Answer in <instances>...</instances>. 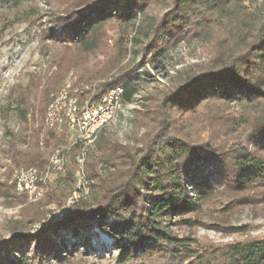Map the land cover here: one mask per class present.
I'll return each instance as SVG.
<instances>
[{
  "label": "trees",
  "instance_id": "16d2710c",
  "mask_svg": "<svg viewBox=\"0 0 264 264\" xmlns=\"http://www.w3.org/2000/svg\"><path fill=\"white\" fill-rule=\"evenodd\" d=\"M16 1L0 0V7ZM151 8L163 11L151 15ZM61 15L58 26L45 34L58 45L59 56L39 90V105L27 94L37 90L41 77L11 95L14 117L24 125L19 138L31 143L21 148L10 139L8 156L16 167L43 165L48 150L65 142L63 134L44 124V110L68 72L85 65L101 47L106 23L136 25L152 59L165 57L171 44L189 38L210 43L212 57L146 107L149 125L140 146L111 141L100 131L84 161L89 196L75 198L61 219L33 228L30 224L41 222L47 212L39 211L41 205L59 204L69 195L66 187L48 185L38 202L21 210L20 227L0 235V264L66 261L79 247L87 250L94 227L112 238L121 264L162 252L166 264H264V238L209 247L170 228L201 224L197 213L219 189L232 197L224 211L264 205V0H69ZM118 45L115 56L123 51L122 40ZM104 71L88 75L98 80ZM114 86L123 89L121 103L132 102L136 89L128 72L100 82L90 98ZM74 145L72 151H79V143ZM99 162L111 167L105 177ZM71 177L67 170L64 179ZM244 231L245 226H232L225 232ZM22 248L26 251L11 257Z\"/></svg>",
  "mask_w": 264,
  "mask_h": 264
},
{
  "label": "rangeland",
  "instance_id": "374dc122",
  "mask_svg": "<svg viewBox=\"0 0 264 264\" xmlns=\"http://www.w3.org/2000/svg\"><path fill=\"white\" fill-rule=\"evenodd\" d=\"M68 1L17 0L0 7V235L4 237L9 235L13 227H20L18 220L22 217L21 210L29 204L38 202L48 185L66 187L69 195L59 204L54 202L45 204L46 199H43L41 203L44 204L40 206L39 211L47 212L41 222L36 221L32 225L30 224L33 228L42 224L48 217L60 212L71 199L78 196L77 199L85 198L90 194V185H87V194L80 195V192H76L78 189V185H76L78 169L76 155L79 151L78 149L72 151L75 145L70 146L68 151L64 149L65 161L62 166L64 168L61 171H51L47 187L39 185V188L43 187L41 196L38 194L39 191L35 192L36 196L34 192L23 194L22 189H26V184L18 187L13 178L14 171L23 168L33 167L37 169L38 173L44 171L49 164L47 162H49L53 151L64 147L65 144L68 146L71 141V135L65 128H51L57 134H63L65 142L50 148L45 156V162L41 166L16 167L13 166L8 156L11 138L15 139L21 148H24L25 145H31L30 142L24 144L19 138L22 132L21 128L24 125L14 117L13 103L10 104L11 95L41 77L37 90L32 89L27 94L30 103L39 105L40 91L45 80L56 70L53 59L55 56H59L56 55L59 51L58 45L47 39L45 34L49 27L58 26L56 18L62 16V8L67 6ZM151 9L148 13L156 16H159L163 11L161 8ZM135 27L136 25L134 27L124 26L117 21L106 23L101 47L92 55H88L85 65L72 68L68 72L56 91L50 94V100L61 88H67L79 100L83 97L93 96L97 93L100 82L123 73H130L136 94L131 103H121V108L115 119L101 129L100 133L110 138L111 141L123 145L140 146L146 134V127L149 125L148 115H144L148 113L146 107L154 105L160 99L161 93L173 85L178 78L186 72L198 69L212 55L210 43L189 38L171 44L167 48L165 57L158 58V60L152 59L151 51L145 49L147 39ZM121 40L123 51L121 50L119 56H115L119 48L118 43L120 44ZM98 68L106 69L103 78L90 79L88 74L97 71ZM81 92L87 94L80 96ZM232 109L236 110V106L233 105ZM45 110L47 111V108ZM140 117L145 120H140ZM97 139L90 148V152L95 147ZM88 156L86 155V159ZM108 166L103 162H99L97 165L98 171L104 177L108 170H111V167L108 169ZM67 170L71 171L72 174L70 182L64 179ZM58 177L61 178L57 181ZM220 192L221 189L218 190L215 197L205 202L197 213L196 218L201 221V224L194 227L171 225V230L179 235L194 236L202 246L209 247L233 241L264 238V205L259 204L256 209L250 206L237 205L231 210L224 211V207L231 201L232 197ZM32 211V209L28 210V213L32 214ZM191 215L193 214H187V216ZM211 225H219L223 230L216 231L211 228ZM232 226H245V231L225 232L228 231V227ZM90 236V248L87 247V250H83L84 247H79L78 251L68 256L66 261L60 263L45 261L43 264H121L117 260L118 250L114 247L113 240L107 233L94 227ZM20 251H26V248L12 251L11 257L17 258ZM33 264L36 263L33 262ZM124 264H166V254L162 252L141 260L131 259Z\"/></svg>",
  "mask_w": 264,
  "mask_h": 264
},
{
  "label": "bare ground",
  "instance_id": "6f19581e",
  "mask_svg": "<svg viewBox=\"0 0 264 264\" xmlns=\"http://www.w3.org/2000/svg\"><path fill=\"white\" fill-rule=\"evenodd\" d=\"M116 92L115 98L113 101H111V105L108 109V111L102 115L100 118H97L94 123H92V126L89 128V130H82L77 134V132H72V125H69V122H71L72 118L75 116H82V113H87V105L92 104V99L90 97H85L82 99H78L76 96L72 95L71 92L67 88H61L56 94L52 96V100L47 105V111L44 118V123L46 126L50 128H57V126H63L71 135V141L68 146H64L60 149H56L53 151L49 158L48 166H46V169L42 171L41 173H38L36 168L30 167L27 169H19L15 170L13 173V178L15 179L17 186L21 187L24 186L23 184H26L27 177L30 175L37 176V182L38 186L43 185V187H47V182L49 175L52 170L55 171V160L60 157V162L63 163L65 161V151L64 149H69L70 146L79 143V152L76 155V161H77V184L78 180H80L81 177V183H82V189L78 187V192H80V195L87 194L88 188L87 185L88 181L85 177V171H84V161L86 158L87 148L88 146H92L95 142L97 135L101 131V129L105 128L107 125H109L117 115V112L121 108V96L123 89L121 86H114L112 88H109L105 93H114ZM56 98L57 99H64L62 104H58L56 107V112L54 115L50 116L49 111L52 108L53 104H56ZM58 129V128H57ZM68 151V150H67ZM13 179V180H14ZM14 184V183H13ZM15 185V184H14ZM43 187H40V191L38 194L41 196V193L43 192ZM37 194V195H38ZM36 196V195H35ZM79 197V196H78ZM74 201V199H71L68 201L67 205H64V207L61 209V211L70 204V202ZM57 214H60L58 212ZM57 214H54L56 216Z\"/></svg>",
  "mask_w": 264,
  "mask_h": 264
},
{
  "label": "built area",
  "instance_id": "2783aa9c",
  "mask_svg": "<svg viewBox=\"0 0 264 264\" xmlns=\"http://www.w3.org/2000/svg\"><path fill=\"white\" fill-rule=\"evenodd\" d=\"M115 95L116 92H104L98 98H92V104L87 105V113H82V116L74 115V118H72L71 122H69V125H72V132H77V134H79V132L82 130H89V128L92 126V123H94L97 118H100L108 111L111 105V101L114 100ZM63 101L64 99L56 98V104H53L52 108L49 111L50 116L54 115L57 105L62 104ZM63 126L64 125L57 126V128H63ZM92 146H88V150ZM63 168L64 167H62V162H60V157H58V159L55 160V171H61ZM78 187L82 189L81 177L80 180H78ZM37 191H40V188L38 186L37 176H34L33 174L27 177L26 189H22V193L25 194L26 192H34L35 195V192Z\"/></svg>",
  "mask_w": 264,
  "mask_h": 264
},
{
  "label": "water",
  "instance_id": "95a60500",
  "mask_svg": "<svg viewBox=\"0 0 264 264\" xmlns=\"http://www.w3.org/2000/svg\"><path fill=\"white\" fill-rule=\"evenodd\" d=\"M68 207H69V205L67 206V208H65L62 211H60V214H57L56 216H50V217H48L47 221H55V220L61 219L63 213L68 209Z\"/></svg>",
  "mask_w": 264,
  "mask_h": 264
}]
</instances>
